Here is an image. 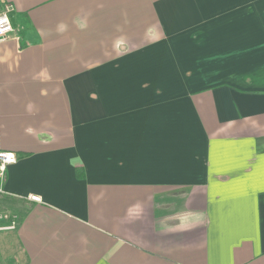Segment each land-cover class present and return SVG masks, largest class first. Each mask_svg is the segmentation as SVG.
Segmentation results:
<instances>
[{"label":"crops","instance_id":"0c3cea01","mask_svg":"<svg viewBox=\"0 0 264 264\" xmlns=\"http://www.w3.org/2000/svg\"><path fill=\"white\" fill-rule=\"evenodd\" d=\"M2 2L0 264H264V0Z\"/></svg>","mask_w":264,"mask_h":264},{"label":"built area","instance_id":"2783aa9c","mask_svg":"<svg viewBox=\"0 0 264 264\" xmlns=\"http://www.w3.org/2000/svg\"><path fill=\"white\" fill-rule=\"evenodd\" d=\"M13 11V6L9 3L3 4L0 0V39L6 37L13 31V26L10 20V13ZM17 160V155L12 151L0 150V188L4 180L6 168L8 165L13 164ZM5 218L9 219L7 226H0V229L14 228L15 227V215H5Z\"/></svg>","mask_w":264,"mask_h":264},{"label":"rangeland","instance_id":"374dc122","mask_svg":"<svg viewBox=\"0 0 264 264\" xmlns=\"http://www.w3.org/2000/svg\"><path fill=\"white\" fill-rule=\"evenodd\" d=\"M6 214L8 213L0 211V226H7L9 224V219L4 217ZM14 234L13 228H4L0 230V238H2L0 239L2 240L0 245L8 255L15 254L18 249V244Z\"/></svg>","mask_w":264,"mask_h":264},{"label":"trees","instance_id":"16d2710c","mask_svg":"<svg viewBox=\"0 0 264 264\" xmlns=\"http://www.w3.org/2000/svg\"><path fill=\"white\" fill-rule=\"evenodd\" d=\"M75 171H76V176L78 178H83L84 177V172H83L82 166H76Z\"/></svg>","mask_w":264,"mask_h":264}]
</instances>
